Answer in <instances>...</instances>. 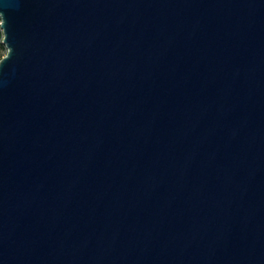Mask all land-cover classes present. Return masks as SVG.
<instances>
[{"label":"water","instance_id":"95a60500","mask_svg":"<svg viewBox=\"0 0 264 264\" xmlns=\"http://www.w3.org/2000/svg\"><path fill=\"white\" fill-rule=\"evenodd\" d=\"M0 16V264H264V0Z\"/></svg>","mask_w":264,"mask_h":264},{"label":"built area","instance_id":"2783aa9c","mask_svg":"<svg viewBox=\"0 0 264 264\" xmlns=\"http://www.w3.org/2000/svg\"><path fill=\"white\" fill-rule=\"evenodd\" d=\"M2 24H3V20L0 16V63L7 56L9 51L8 46L5 43V34Z\"/></svg>","mask_w":264,"mask_h":264}]
</instances>
